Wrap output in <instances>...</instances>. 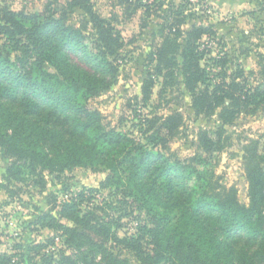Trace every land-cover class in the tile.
I'll return each mask as SVG.
<instances>
[{"label": "trees", "instance_id": "1", "mask_svg": "<svg viewBox=\"0 0 264 264\" xmlns=\"http://www.w3.org/2000/svg\"><path fill=\"white\" fill-rule=\"evenodd\" d=\"M63 1L43 0L40 13L0 8V150L48 174L77 166L105 171L102 186L114 188L145 220L136 233L119 237L118 219H101L94 208L83 210L94 195L92 189H82L54 204L55 214L50 209L35 221L57 232L69 253L56 250L52 236L26 247L16 243L13 253H0V264H264V151L244 147L248 203L220 183L212 167L197 164L202 159L213 165L215 152L223 148L224 125L242 113L264 112V66L256 87L238 70L230 81L225 72L219 74L221 81L210 93L209 78L199 64L206 53L200 45L214 31L203 25L182 31L190 14L183 5L166 9L170 14L161 28L167 26L169 32L160 31V42L152 45L153 75L166 86L177 69L196 115L216 114L219 120L215 132L198 130L192 157L172 159L109 126L86 104L115 84L117 66L109 58L123 43L110 22L94 12L91 0ZM118 4L131 13L143 6L140 0ZM74 8L88 18L80 26L67 21L66 9ZM147 82L146 94L153 80ZM180 125L176 113L162 118L147 144L167 150Z\"/></svg>", "mask_w": 264, "mask_h": 264}, {"label": "rangeland", "instance_id": "2", "mask_svg": "<svg viewBox=\"0 0 264 264\" xmlns=\"http://www.w3.org/2000/svg\"><path fill=\"white\" fill-rule=\"evenodd\" d=\"M140 1L143 6L131 13V8L119 5L118 0H91L94 12L108 20L120 34L123 47L109 58L117 66L115 84L86 101V104L99 111L109 126L128 133L149 149L161 150L172 159L190 158L194 155L193 141L198 130L215 132L219 120L216 114L209 117L196 115L191 106V95L177 69L173 83L166 86L162 78L153 75L155 63L150 57L152 45L160 42L162 32H169L167 26L161 28L166 20L165 15L169 13L166 9L172 5H183L184 13L190 14L180 26L182 31H189L197 25L214 31L213 38H202L200 50L206 53L199 61L209 78L208 89L211 93L215 83L221 81L219 74L223 72L228 75L227 81L240 70L248 79L249 86L254 88L259 83L264 66V0ZM42 3L43 0H0V8L40 13ZM55 8L61 10L60 6ZM66 18L76 26L88 19L77 8L66 9ZM91 26L87 24L88 29ZM211 58L224 59L226 64L224 67L213 65ZM177 60L181 65V58ZM149 79L153 80V84L146 94ZM197 87L205 88L202 84ZM175 113L181 116L180 132L169 140L168 149L164 150L160 144L154 145L152 142L147 144L146 140L151 139L162 118ZM221 140L223 148L221 152H215L213 165H205L202 159H198L197 164L202 168L212 167L219 182L233 187L239 201L248 203L243 167L244 147L255 145L259 152L264 151V112L258 109L237 115L230 124L224 125ZM106 176L105 171L79 166L59 175L48 174L28 168L24 161L15 162L0 150V253H13L16 243L26 247L52 236L55 237V249L69 253L57 238V232L40 228L35 221L42 212L50 209L55 214L54 204L68 201L82 189H92L94 195L89 204L82 206L83 210L94 208L101 219H118L120 227L116 228V233L119 237L136 233L137 225L145 220L144 213L131 205L129 200L123 202L124 198L114 188L103 187ZM64 223L70 224L68 221Z\"/></svg>", "mask_w": 264, "mask_h": 264}]
</instances>
